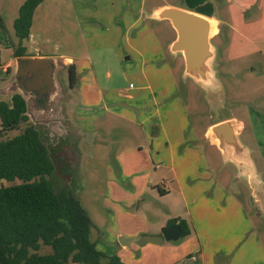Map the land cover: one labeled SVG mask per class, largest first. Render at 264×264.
<instances>
[{
  "label": "rangeland",
  "instance_id": "1",
  "mask_svg": "<svg viewBox=\"0 0 264 264\" xmlns=\"http://www.w3.org/2000/svg\"><path fill=\"white\" fill-rule=\"evenodd\" d=\"M22 1L0 0V40L7 39L8 33H10V38L16 37L13 21L18 15V6ZM159 1L161 0H147L145 4L149 8L151 4ZM164 1L176 6L187 5L185 0ZM87 2L89 5L98 3L97 6L102 12L101 3L97 1ZM51 3V0H44V3L33 16L32 26L40 33V49L35 51L32 46L31 49L28 46L25 47L24 53L54 52L57 54L58 51L53 50L56 44L60 48L58 54L62 51L66 52L67 49V52L74 53L73 41L67 43V41L62 40V38H67L66 34L71 33L76 40L81 38L77 44L80 51H76L75 54L81 52L80 54H83L85 59L89 58L93 63H96V60L104 55L105 63L96 65L97 68L100 69L103 65H108L112 67V70L120 71L117 75L119 81H123L121 77L122 68L120 69L115 63H109L112 60L108 56V50L88 49V45L100 46L102 44V42L96 43L99 38L94 40L92 37L90 40V36H87V41L84 40L87 33L93 32L90 31L91 25H84V30L87 31V33H84L81 26L76 23L69 2L60 0L58 3H62V7L56 9V11L50 7ZM79 4L78 1L76 3L71 2V6L74 5L80 14ZM88 4L84 2V5L89 6ZM216 16L220 18V23L218 31L211 38V41L216 49L212 69L213 80L214 83L216 82L217 88L211 92L199 86L188 76L184 75L185 78L183 79L184 62L182 56L178 55L176 61L168 57L170 66L173 69L175 68V74L178 77L177 95L175 97L179 99L176 105L174 101L171 102L173 109L171 115H169V122L172 126H177L179 130H181L183 124L187 123V136L192 138L193 142L189 141L190 143L187 144L197 146L198 152L204 158V162L199 164V157H186L184 168L181 170L193 173L194 177L191 175L190 178H186L189 186H192L195 192L200 191L199 187L196 188L195 183L198 177L202 176L199 170L203 169L206 172L208 170L216 173L218 179L228 180L226 190L231 193L233 190H231L228 182L232 172L229 167L220 165L219 151L214 145L207 142L203 134L209 125L220 119L234 117L236 118L233 119L235 123L244 120L246 127L240 131L239 139L251 146V159H253L256 171L261 173L260 178L264 182V0H223L217 6ZM80 18L78 17L77 20L81 21ZM98 21L100 24L105 23L102 18ZM145 24L159 38L165 36L167 32L170 35L173 34L170 24L166 21L158 22L147 19ZM230 24H234V27L231 28ZM94 26L97 27L99 24H94ZM91 29L96 30L94 27ZM99 34L101 37L103 36V33ZM45 39H51V42L48 41L42 44L41 42ZM11 52V48L8 50L3 44H0V100L6 101H9L12 95L11 92L6 91L10 74H6L1 64ZM172 55L176 56L177 54ZM136 57L132 56L128 62H122L123 66L125 65L122 70L127 84L129 82H132V84L140 83L141 66L139 59ZM58 76L62 86V96L57 104L59 109L57 107L53 110L45 109L44 112L40 113L35 110V107H29L28 120L21 123L17 129L7 131L4 137L16 135L29 123L40 130L41 137L54 161V171L51 179L55 190H71L78 198L91 218L93 226L90 239L95 242L99 250L107 255L115 254L118 256L119 253L116 254L117 249L114 247L118 237L116 231L120 229V226H123L126 232L131 231L138 234L136 239L139 242L137 243L139 248L142 245L144 246L141 248L143 252L146 250L153 251L154 248L151 246L156 243L147 241L145 238L147 236L139 232L144 228L148 232L161 231L162 227L158 228L157 223L165 219L167 214H171L170 217L179 216L188 223L191 217L211 219L221 216L219 212L216 216L212 214L213 211H216L215 209H207L213 204L210 200H204L210 196L208 193L207 195L204 192L201 193V204L205 205L206 208L195 207L190 210L186 209L183 204L174 205L177 195L170 181H168L169 195L160 199L151 190L150 186L139 190L138 187L146 179L151 180L153 184L162 183V177L159 175L163 174L165 177L167 169L164 167L154 169L152 166L149 169L147 160V166L145 167L146 164L141 159H137V156H134L135 143H132L131 139L127 137L120 135L118 140L107 139L108 143L98 140L91 141L92 139L85 138L84 134L79 132L76 124L78 121V114L76 115L78 108L70 106L69 103L67 104V70H61ZM149 81L152 85L158 82L154 81V77H151ZM169 87L172 91L173 87L170 84ZM74 88L77 90V86ZM257 143L260 144V147ZM195 156L199 155L195 154ZM196 173L197 175H195ZM9 183L11 182H2V184ZM237 188L239 189L237 200L244 207L246 217L250 222L245 232L250 233L251 238L252 236L257 237L258 241L264 246V201L258 203L257 206H253L246 186L239 182ZM187 200L188 203L191 202L188 195ZM217 229L224 231L225 226H218ZM202 234L206 235L209 232L205 230ZM246 235L244 234L241 239L244 240ZM146 245H149V247H146ZM49 251L50 247L48 246H43L41 249V252ZM137 253V251L133 252L135 255ZM259 264H264V260Z\"/></svg>",
  "mask_w": 264,
  "mask_h": 264
},
{
  "label": "crops",
  "instance_id": "2",
  "mask_svg": "<svg viewBox=\"0 0 264 264\" xmlns=\"http://www.w3.org/2000/svg\"><path fill=\"white\" fill-rule=\"evenodd\" d=\"M51 1L50 7H52L54 11L62 7V3H58L60 0ZM66 1L69 2V6L72 8L73 14L75 15L76 23L81 26V30L84 31V33H87V31L84 30V25H91L90 31L93 32L87 33L84 40L87 41L86 37L90 36V40L93 37L94 40L99 38L96 43L102 42L100 46L88 45L89 50H108V56H110L112 60L109 63L117 64L120 69H124L125 67V65L123 66L122 64L123 61L128 62L131 60L132 56H137L136 58L139 59L141 66L140 83L132 84V82H129L127 84L122 69L121 77L123 81H119V76L117 74L120 71L117 72L116 70H112V67L108 65H103L100 69L97 68L96 65L105 63L104 55L96 60V63H93L89 58L85 59L83 54H80L81 52L75 54L76 51H80L79 45L77 44L80 42L81 38H77L76 40L71 33L68 35L66 34L67 38H62V40L64 42L67 41V43L73 41V47L75 48L74 53L67 52V49L66 52L62 51L58 54L60 48L56 44L53 50L58 51L57 54L54 52H28L21 56L14 55V50L18 42L17 37L10 38V33H8L7 39L3 38L0 40V44H3L5 48H8V50L10 48L12 49V52L7 55L5 61L1 64L3 70H5L6 74H10V78L15 58L22 56H54L63 60L65 66L63 71L67 70L68 77V66L74 64L76 82L71 85L68 78L67 104L69 103L70 106L78 108L76 113V115L78 114V121L76 124L78 125L79 132L84 134L85 138L92 139L91 141L98 140L104 143L107 142V139L118 140L120 135L127 137L131 139L132 143H135L134 146L136 147L133 148L134 156H137V159H141L145 164L147 160L149 169L151 166L152 168L154 167V169L159 167L167 169L165 177L163 174H161L162 176L159 175L162 177V183L153 184L151 180L146 179L143 184L138 187L139 190L150 186L151 190L160 199L169 195L168 181H170L177 195L174 205L183 204L186 209L190 210L195 207L204 209L206 208L205 205L201 204V193L204 192L206 195L207 193L210 194V196H208V198L206 197L204 200H210L213 203L207 209H215L216 211L212 212L215 216L218 212L221 214L220 217L211 219H197L191 217L189 223L183 218H179V216L170 217L171 214H167L165 219L158 221V228L170 225L168 222L172 219H180L185 221L189 232L185 236L181 235L176 240H166L160 230L148 232L147 229H142L139 233L146 235L147 237L145 238L147 241L149 240L156 243L151 246L154 248L153 251L146 250L142 252L141 248L144 246L142 245L141 248H139L137 243L139 240L136 239L138 234H134V232L131 231L126 232L123 226H120V229L116 231V235L118 236L114 247L117 249L116 254L119 253L118 256L125 263L137 264L261 263L264 260V246L258 241L257 237L255 238V236H252L251 238L250 233L245 232L250 222L246 217L244 207L237 200V192L239 191L237 184L241 182L248 189V196H250L252 200L251 203L253 202L254 204L253 206H257V204L261 202L263 203L264 182L260 178L261 173L256 171V169L255 175L247 174L246 170L241 174L238 173L233 164L225 161L216 145L207 138V127L203 136L209 144L214 145L219 151L221 158L220 165L223 167L227 166L231 170L232 176L228 183L233 191L228 193L226 190V182L228 180H224V178L223 180L218 179L216 173L208 171L207 169V172L203 169L199 170L202 176L198 177L195 185L197 189L199 187L200 191L197 190L195 192L193 187L189 186L186 182V178H190L191 175L193 176V173L181 170L184 168L186 157H199V164L204 162V158H202L200 155L201 153L198 152L197 146L195 147L187 144L190 142L193 143L192 138L187 136V123L183 124L181 130H179L177 126L174 127L169 122V115H171L173 109L171 102L174 101L176 105L179 101V99L175 97L177 95L178 77L175 74V68L173 69L170 66L169 58H173L176 61L177 56H182V54L177 53L176 56H173L169 51L170 44L176 37V33L170 22L167 19H155L153 17V12L156 9L163 6H173L190 10L213 19L217 21L219 26L220 18L216 16V9L220 1L223 0H185L187 4L185 6H176L161 0L151 4L149 8H147L145 4L147 0ZM72 1L75 3L77 1L80 2L78 6L80 14L77 12L74 5L71 6ZM87 1H97L101 3L100 7L103 9L102 12L97 6L98 3L89 5ZM84 2L89 6L84 5ZM104 2L105 4H103ZM43 3L44 0L37 5L33 16ZM78 17H81V21L77 20ZM101 18L105 21V23H101L102 26H100L101 24L98 21V19L101 20ZM147 19L156 20L158 22H168L173 30V34L170 35V33L167 32L165 36L161 38L157 37L150 27L145 24ZM32 24L33 17L29 36L23 40L22 45L24 47L29 46L30 49L32 46L34 48L33 50L36 51V49H40V33L33 28ZM94 24H99V26L96 27ZM230 25L231 28L234 27V24ZM161 26L165 28V26ZM92 27L96 28V30H92ZM102 29L104 30L100 31ZM99 33H103L104 37H101ZM48 41L51 42V39H45V41L41 43L44 44ZM67 48H69V46H67ZM151 77H154V81L156 80L158 82L152 85L149 81ZM182 78H185L184 74H182ZM163 82H165V84H163ZM169 84L173 87L172 91ZM76 86L77 90L74 88ZM11 93L13 94L14 92ZM224 119L236 118L227 117ZM245 127L244 120L235 123L238 136L240 131L244 130ZM241 143L247 148L249 156L251 157V146H248L244 142ZM257 145L260 147L259 143H257ZM195 154L199 156H195ZM120 155L121 152L119 153V157ZM146 166L147 164L145 167ZM197 173L195 175H197ZM250 187H252L251 190ZM139 190L136 193L137 197ZM187 195L191 201L190 203H188ZM187 212L190 214L189 210H187ZM173 223L179 224V221ZM221 225L225 226L224 231L217 229V227ZM205 230H208L209 234L203 235L202 232ZM244 234L247 235L243 240L241 238ZM120 236L127 239H125V241H127L125 245L119 243L118 238ZM132 246L136 247L132 248ZM146 247H149V245H146ZM135 251L138 252L137 255L133 254ZM258 259L260 260L258 261Z\"/></svg>",
  "mask_w": 264,
  "mask_h": 264
},
{
  "label": "trees",
  "instance_id": "3",
  "mask_svg": "<svg viewBox=\"0 0 264 264\" xmlns=\"http://www.w3.org/2000/svg\"><path fill=\"white\" fill-rule=\"evenodd\" d=\"M42 0H24L14 18L17 37L14 55L24 54L35 8ZM71 85L75 66H68ZM26 100L13 93L0 100V264H137L107 255L90 239L93 226L86 210L71 190L56 191L51 175L54 161L40 130L27 124L12 137H4L28 120ZM3 181L11 182L2 184ZM179 221L182 236L188 234ZM43 246L49 252H41Z\"/></svg>",
  "mask_w": 264,
  "mask_h": 264
},
{
  "label": "water",
  "instance_id": "4",
  "mask_svg": "<svg viewBox=\"0 0 264 264\" xmlns=\"http://www.w3.org/2000/svg\"><path fill=\"white\" fill-rule=\"evenodd\" d=\"M153 17L167 19L174 29L176 37L171 42L169 51L171 54H182L184 75L192 78L195 83L208 91L212 92L217 88L212 69L216 50L211 42V38L218 31L217 21L173 6L156 9ZM212 27L216 29L215 34H211ZM13 65L6 91L17 92L25 97L26 114L29 107H35L40 113L45 109L53 110L57 107L62 96V86L58 76L65 67L62 59L54 56H22L15 58ZM207 138L216 145L223 159L233 164L238 173L241 174L246 170L247 174L255 175L254 163L247 148L239 139L233 119H224L211 124L207 128ZM161 233L166 240H176L182 235V228L179 224L173 223L163 226ZM125 239L120 236L118 241L125 245L127 242Z\"/></svg>",
  "mask_w": 264,
  "mask_h": 264
},
{
  "label": "bare ground",
  "instance_id": "5",
  "mask_svg": "<svg viewBox=\"0 0 264 264\" xmlns=\"http://www.w3.org/2000/svg\"><path fill=\"white\" fill-rule=\"evenodd\" d=\"M215 32H216L215 27H212V28H211V34H215Z\"/></svg>",
  "mask_w": 264,
  "mask_h": 264
},
{
  "label": "built area",
  "instance_id": "6",
  "mask_svg": "<svg viewBox=\"0 0 264 264\" xmlns=\"http://www.w3.org/2000/svg\"><path fill=\"white\" fill-rule=\"evenodd\" d=\"M131 85V84H130Z\"/></svg>",
  "mask_w": 264,
  "mask_h": 264
}]
</instances>
